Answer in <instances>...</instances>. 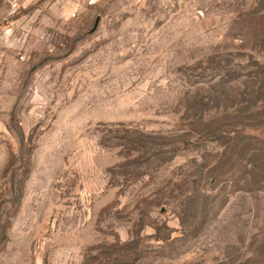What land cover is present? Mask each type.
I'll return each instance as SVG.
<instances>
[{"label":"rangeland","instance_id":"rangeland-1","mask_svg":"<svg viewBox=\"0 0 264 264\" xmlns=\"http://www.w3.org/2000/svg\"><path fill=\"white\" fill-rule=\"evenodd\" d=\"M0 264H264V0H0Z\"/></svg>","mask_w":264,"mask_h":264},{"label":"water","instance_id":"water-1","mask_svg":"<svg viewBox=\"0 0 264 264\" xmlns=\"http://www.w3.org/2000/svg\"><path fill=\"white\" fill-rule=\"evenodd\" d=\"M95 26H96V24L94 25V27H93V29H92V30H94Z\"/></svg>","mask_w":264,"mask_h":264}]
</instances>
